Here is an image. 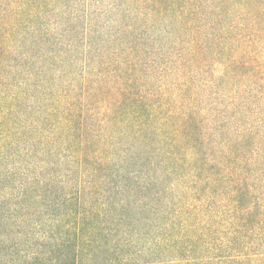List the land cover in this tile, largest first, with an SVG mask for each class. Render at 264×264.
<instances>
[{
  "label": "trees",
  "instance_id": "1",
  "mask_svg": "<svg viewBox=\"0 0 264 264\" xmlns=\"http://www.w3.org/2000/svg\"><path fill=\"white\" fill-rule=\"evenodd\" d=\"M0 264H264V0H0Z\"/></svg>",
  "mask_w": 264,
  "mask_h": 264
}]
</instances>
